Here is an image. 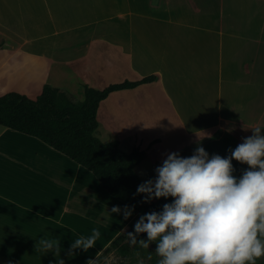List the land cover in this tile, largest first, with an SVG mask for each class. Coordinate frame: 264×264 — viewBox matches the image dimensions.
Segmentation results:
<instances>
[{"label":"crops","instance_id":"0c3cea01","mask_svg":"<svg viewBox=\"0 0 264 264\" xmlns=\"http://www.w3.org/2000/svg\"><path fill=\"white\" fill-rule=\"evenodd\" d=\"M101 3L0 0V96L36 98L46 83L63 88L86 79L102 88L156 74L113 91L124 135L141 127L120 116L122 105L143 99L165 101L187 134L224 121L264 126V0H117L116 17L91 9ZM83 8L94 17L78 18ZM65 9L76 20L60 13ZM98 184L52 146L0 125V264H57L53 253L36 252L41 238L60 241L65 264L76 255L86 264L118 235L134 232L139 212L125 220L124 203ZM93 228L101 233L95 247L69 257L74 236H90Z\"/></svg>","mask_w":264,"mask_h":264},{"label":"clouds","instance_id":"9594fccd","mask_svg":"<svg viewBox=\"0 0 264 264\" xmlns=\"http://www.w3.org/2000/svg\"><path fill=\"white\" fill-rule=\"evenodd\" d=\"M261 127L252 129L253 135L243 138L230 156L209 154L197 147L190 157L177 152L167 154L162 165L155 169V179L137 188L143 201L172 197L161 212L145 213L127 233L130 246L148 249L157 243V264H257L264 258V134ZM249 168L241 178L233 176L232 160ZM134 210L125 205L127 220ZM121 209L113 206L112 213ZM141 233L147 240H137ZM101 233L93 228L91 235L80 236L70 244L68 256L75 249L84 252L94 248ZM36 252L53 253L57 264L61 243L58 239L41 238ZM139 255V253H137ZM86 264H97L96 259Z\"/></svg>","mask_w":264,"mask_h":264},{"label":"trees","instance_id":"16d2710c","mask_svg":"<svg viewBox=\"0 0 264 264\" xmlns=\"http://www.w3.org/2000/svg\"><path fill=\"white\" fill-rule=\"evenodd\" d=\"M156 78V74H149L135 80L110 83L103 88L85 85L82 100H75L69 93L48 83L36 98L15 91L7 92L0 96V125L52 146L89 170L109 195L130 208L134 207V211L143 215L161 212L158 203H145L143 194H136L141 179L135 167L140 163L143 151L138 146L126 151L120 147L118 139L103 141L95 134L98 108L111 92L134 88ZM209 145L210 158L214 154L226 158L230 156L229 149L234 150L238 143L234 136L221 135ZM232 165L235 169L233 176L237 179L249 168L234 159ZM141 239L147 240V234H139L137 240ZM122 243L123 235H118L105 250L122 246ZM156 247L157 243L153 242L148 249H143L149 261L141 264H157L160 258L155 253Z\"/></svg>","mask_w":264,"mask_h":264},{"label":"rangeland","instance_id":"374dc122","mask_svg":"<svg viewBox=\"0 0 264 264\" xmlns=\"http://www.w3.org/2000/svg\"><path fill=\"white\" fill-rule=\"evenodd\" d=\"M116 2L117 0H102L100 7H91L93 11L98 10L101 12V16L116 17ZM100 3V2H99ZM85 10L81 12V15L77 17L93 16L92 10ZM100 9V10H99ZM60 13L66 14L67 18L70 20H76L71 16L70 10H61ZM94 17V16H93ZM114 20V19H112ZM110 30H115V27H108ZM93 30V29H92ZM88 30L86 34H88ZM93 33V31H92ZM83 36V33H81ZM110 76H108L109 78ZM106 83H102L104 86ZM65 87L60 88L61 90L69 93L75 100H82L84 97V85H88L86 79L71 81L64 84ZM59 88V87H58ZM103 88V87H102ZM110 102H102L98 108L97 119L98 127L95 131L96 136H98L103 141H108L112 139H118L120 147L124 150L130 149L132 146L138 145L144 149V157H142L140 163L136 166V172L141 179V184L149 179H155L156 172L155 169L162 165L164 159H166L167 154L172 152H177L182 157H190L194 154L197 147H203L208 153L210 145L209 143L221 135L234 136L237 140L238 145L243 142V138L249 137L253 134L252 129L255 127H261V125H244L242 123H234L230 121H224L220 126L211 128L209 130H200V132L195 133H184L183 127L177 121V119L172 114V110L169 109V105L162 100H154L151 102L148 99H143L138 104L132 105L127 103L122 105V109H126L124 113L120 116L123 118H128L130 122L135 118L139 124L140 131L133 132V137L124 135L121 132V122L122 119L116 115L114 117L116 102H117V92H113ZM129 102V101H128ZM155 103V104H154ZM131 108V109H130ZM188 115V111L186 114ZM188 118V116H186ZM118 121V122H117ZM121 121V122H119ZM191 126H195L196 122H188ZM126 128V127H125ZM264 128V126L262 127ZM264 134V129L261 130ZM100 189L105 192V190L98 184ZM106 193V192H105ZM172 197L153 199L150 202L158 203L163 209V205L166 203L173 202ZM121 203V202H120ZM126 205V204H123ZM139 218L143 215L142 212L138 213ZM138 218V220H139ZM135 222L132 226L134 229ZM79 238L74 236V239ZM73 243L70 241V244ZM110 245V244H109ZM77 248L76 251L79 253ZM89 251L81 254L85 257ZM145 250L137 246H130L127 242V233L123 234L122 246L112 247L109 250H105L96 259L97 264H141L147 263L149 257L145 254ZM139 253V255H137ZM76 259L73 264L79 263V255H76ZM72 259V258H71ZM76 262V263H75ZM257 264H264V258H260Z\"/></svg>","mask_w":264,"mask_h":264},{"label":"bare ground","instance_id":"6f19581e","mask_svg":"<svg viewBox=\"0 0 264 264\" xmlns=\"http://www.w3.org/2000/svg\"><path fill=\"white\" fill-rule=\"evenodd\" d=\"M182 90V89H181ZM184 92V91H183Z\"/></svg>","mask_w":264,"mask_h":264}]
</instances>
